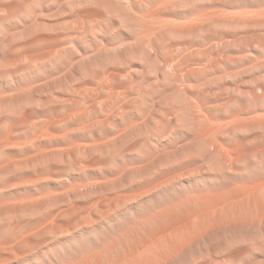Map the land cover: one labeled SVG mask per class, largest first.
<instances>
[{
  "label": "rangeland",
  "instance_id": "1",
  "mask_svg": "<svg viewBox=\"0 0 264 264\" xmlns=\"http://www.w3.org/2000/svg\"><path fill=\"white\" fill-rule=\"evenodd\" d=\"M174 1L0 0V264H264V0Z\"/></svg>",
  "mask_w": 264,
  "mask_h": 264
},
{
  "label": "bare ground",
  "instance_id": "2",
  "mask_svg": "<svg viewBox=\"0 0 264 264\" xmlns=\"http://www.w3.org/2000/svg\"><path fill=\"white\" fill-rule=\"evenodd\" d=\"M163 1H164V4L163 5H165V3L167 4L168 2L170 3L171 1L173 2L174 0H161V2L163 3ZM171 2V3H172ZM176 4L177 3H179V1L178 0H175L174 1ZM180 2H182V1H180ZM170 3V4H171ZM166 6H168V5H166ZM160 8V7H159ZM153 11V10H152ZM155 11V10H154ZM249 12V11H248ZM256 12H257V10H256ZM154 13H156V12H154ZM197 13H198V11H197ZM219 13V12H218ZM217 13V14H218ZM240 13V12H239ZM253 13V12H252ZM251 13V14H252ZM260 13V12H259ZM186 14H189L190 15V13H186ZM208 14H210V13H208ZM241 14H243V13H241ZM150 15V14H149ZM157 15V14H156ZM188 15V16H189ZM194 15V14H193ZM193 15L191 16V17H193ZM213 15V14H212ZM215 15V14H214ZM221 15V14H220ZM159 16V15H158ZM179 16V15H178ZM183 16V15H182ZM184 16H186V15H184ZM147 17V16H146ZM156 17V16H155ZM180 17V16H179ZM200 19H199V18ZM188 17L186 16V19H187ZM195 18H198L200 21H205V20H207L208 19V15L205 13V12H201L200 11V13L198 14V16L197 17H195ZM155 19V18H154ZM202 19V20H201ZM212 18H210V20H211ZM214 19H216L215 17H214ZM220 19V18H219ZM190 20V19H189ZM188 21V20H187ZM260 21V20H259ZM194 22H196V21H194ZM193 22V23H194ZM208 22H210V21H208ZM207 22V23H208ZM190 23V22H189ZM207 23H205V25L204 24H202L201 23V25L199 24V23H196V26L194 25V26H192L190 29H189V33H194V32H196V30L197 31H203L204 29H206V27H209V26H207L206 24ZM163 24V23H162ZM190 24H192V22L190 23ZM199 24V25H198ZM147 25V24H146ZM158 25V24H157ZM185 25V24H184ZM161 26V25H160ZM163 26V25H162ZM180 26V25H179ZM148 27V29H149V26H147ZM159 28V27H158ZM181 29V28H180ZM186 29H188V27L186 28ZM210 29V28H209ZM150 30H151V28H150ZM211 30V29H210ZM158 32V31H157ZM184 32V31H183ZM263 32V31H262ZM147 34V33H146ZM149 34V33H148ZM151 34V33H150ZM152 35V34H151ZM194 35V34H193ZM145 37H147L146 35H145ZM151 37V36H150ZM198 37V36H197ZM196 38V36L193 38V39H190L189 41H187V43L185 42L184 43V45H183V47L186 49V51H187V53H190L191 52V48L192 49H194L193 47L194 46H198V48L199 47H201V48H203L208 42H209V39H210V37L209 36H202L200 39H195ZM149 45V44H148ZM210 45V44H209ZM151 46V45H150ZM207 46H208V44H207ZM210 47V46H209ZM179 48V47H178ZM197 48V47H196ZM201 48L198 50V51H201ZM207 49H208V47H207ZM176 50V49H175ZM197 50V49H196ZM190 51V52H189ZM205 51V50H204ZM203 52V51H202ZM153 53V52H152ZM186 54V53H185ZM156 56V55H155ZM213 57V56H212ZM215 59V58H214ZM180 60V59H179ZM200 60V59H199ZM230 59H228V61H229ZM168 61V60H167ZM177 61H178V59H177ZM193 61V60H192ZM195 61V60H194ZM204 61V60H203ZM169 62V61H168ZM166 63V64H168L169 65V63ZM201 62V61H200ZM172 63H174V62H172ZM185 63H187V61L185 62ZM189 63V62H188ZM187 63V64H188ZM199 63V62H198ZM232 63V62H231ZM175 64V63H174ZM194 64V63H193ZM192 64V65H193ZM229 64V63H228ZM165 65V64H164ZM167 65V66H168ZM191 65V64H190ZM189 65V66H190ZM225 65V64H224ZM227 65V64H226ZM196 66V65H195ZM204 66H206V65H203V67ZM169 67H172V66H168V68ZM201 67V66H200ZM226 67V66H225ZM174 68V67H173ZM193 68V67H192ZM197 68V67H196ZM170 69V68H169ZM186 71H187V69H186ZM207 72V71H206ZM238 72V71H237ZM118 73V72H117ZM231 74H232V72H230ZM116 74V73H115ZM196 74V73H195ZM111 75V74H110ZM194 75V74H193ZM106 77V76H105ZM112 78V77H111ZM108 79V78H107ZM107 81V80H106ZM101 84V83H100ZM110 88V87H109ZM80 89V88H79ZM247 111V110H246ZM244 112H245V110H244ZM204 126V125H203ZM211 130V129H210Z\"/></svg>",
  "mask_w": 264,
  "mask_h": 264
}]
</instances>
